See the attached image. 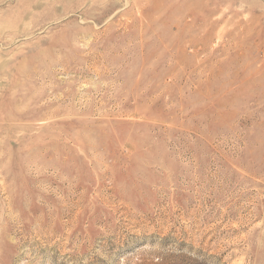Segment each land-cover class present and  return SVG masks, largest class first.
Returning <instances> with one entry per match:
<instances>
[{"label":"rangeland","instance_id":"374dc122","mask_svg":"<svg viewBox=\"0 0 264 264\" xmlns=\"http://www.w3.org/2000/svg\"><path fill=\"white\" fill-rule=\"evenodd\" d=\"M0 264H264V0H0Z\"/></svg>","mask_w":264,"mask_h":264},{"label":"bare ground","instance_id":"6f19581e","mask_svg":"<svg viewBox=\"0 0 264 264\" xmlns=\"http://www.w3.org/2000/svg\"><path fill=\"white\" fill-rule=\"evenodd\" d=\"M236 26V25H235ZM240 47V46H239ZM179 52H181V50L179 51ZM195 53V52H194ZM245 55V54H244ZM214 64V63H213Z\"/></svg>","mask_w":264,"mask_h":264}]
</instances>
